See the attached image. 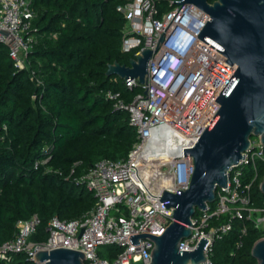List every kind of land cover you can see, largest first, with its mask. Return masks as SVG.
<instances>
[{
  "label": "trees",
  "instance_id": "1",
  "mask_svg": "<svg viewBox=\"0 0 264 264\" xmlns=\"http://www.w3.org/2000/svg\"><path fill=\"white\" fill-rule=\"evenodd\" d=\"M133 1L32 0L34 41L24 68L0 40V245L14 238L19 221L34 215L40 224L31 240L39 243L48 239L53 217L71 221L88 214L97 198L81 178L98 161L127 158L138 140L130 112L107 98L118 92L131 103L144 92L107 75L110 64L129 65L141 49L123 51L128 20L119 8ZM154 1L160 16L170 0ZM256 172L252 205L264 208V160L257 161ZM230 219L232 229L216 237L210 264H257L252 248L264 231L253 219L221 214L208 229ZM106 249L101 254L108 258L122 251ZM9 264L38 263L19 252Z\"/></svg>",
  "mask_w": 264,
  "mask_h": 264
},
{
  "label": "built area",
  "instance_id": "2",
  "mask_svg": "<svg viewBox=\"0 0 264 264\" xmlns=\"http://www.w3.org/2000/svg\"><path fill=\"white\" fill-rule=\"evenodd\" d=\"M159 16L154 0H134L120 7L128 20L123 37V51L150 49L147 82L138 79L126 82L130 88L140 86L143 93L127 103L120 93L110 91L107 98L114 107L130 112L131 124L138 129V140L127 158L98 161L82 178L94 192L97 201L84 217L66 221L53 217L49 222V236L43 242H34L40 219L34 215L17 223L13 239L0 245V260L7 264L14 253L25 252L35 259L39 251L69 248L85 255L84 264H149L155 243L140 238L133 245L130 237L139 234L161 236L174 220V208L161 201L166 191L178 193L187 190L195 171L192 156L140 160L132 166L151 141L150 128L167 124L186 138L200 137L221 108L216 101L237 65L227 63V57L198 36L209 17L192 3H173ZM32 0H0V26L10 32L12 40L0 34V40L10 46V54L19 68L26 66L34 41L30 34L35 13ZM180 10V11H179ZM178 13V14H177ZM176 16V17H175ZM174 19V20H173ZM172 22V23H171ZM169 26V27H168ZM167 29V30H166ZM165 32V33H164ZM164 34V41L159 42ZM148 83V85H147ZM36 98V96H34ZM252 141V140H251ZM253 146L243 153L245 159L233 165L228 172L229 188H220L216 207L200 210L191 221V236L181 241L180 251H193L204 238L211 243L206 251L210 264L213 243L219 234L232 229L231 219L221 226L208 229L213 216L228 214L232 218L253 219L264 230V208L252 205L251 182L243 183L242 169L264 160V145L252 141ZM119 246L122 251L115 258L99 253L101 246Z\"/></svg>",
  "mask_w": 264,
  "mask_h": 264
},
{
  "label": "water",
  "instance_id": "3",
  "mask_svg": "<svg viewBox=\"0 0 264 264\" xmlns=\"http://www.w3.org/2000/svg\"><path fill=\"white\" fill-rule=\"evenodd\" d=\"M173 3L182 6L192 3L209 17L198 37L211 43L213 48L217 47L227 57L226 62L236 64L237 69L216 99L221 108L214 121L200 137L186 138L165 123L150 128L151 141H147L132 166L140 160L147 163L152 159L192 156L195 171L187 190L166 191L161 199L167 208H174V220L165 232L161 236L133 235L130 241L135 246L140 245V238L154 241L149 264H202L209 261L206 256L209 240H201L193 251H180L181 241L192 234V217L198 210H208V205L216 202L218 188L230 187L229 169L246 158L243 153L253 146L251 137L258 136L264 145V0H181ZM0 34L9 37L8 42L12 40L10 32L1 26ZM163 41L164 34L159 42ZM159 47L158 44L157 50ZM156 51L143 49L129 65L116 61L109 65L107 75H116L125 81L138 79L145 84L148 63L152 52ZM260 189L264 194V180ZM252 255L257 264H264V237L255 242ZM84 260L85 255L80 251L57 248L39 251L33 261L84 264Z\"/></svg>",
  "mask_w": 264,
  "mask_h": 264
},
{
  "label": "rangeland",
  "instance_id": "4",
  "mask_svg": "<svg viewBox=\"0 0 264 264\" xmlns=\"http://www.w3.org/2000/svg\"><path fill=\"white\" fill-rule=\"evenodd\" d=\"M251 140L252 141H254V142H256V141H260V139H259V137L258 136H252L251 137ZM249 171V172H248ZM242 172H243V174H242V180L244 179V176L247 174V173H252L251 174V177H250V179H249V181L248 182H251L253 179H254V177L256 176V166L253 164V165H246V166H244L243 167V169H242ZM219 190H220V188L217 190V193L219 192ZM216 203V202H215ZM212 205V204H211ZM199 212H200V210H199ZM264 231V230H263ZM106 248H108V246H101L100 248H99V253H100V255L102 256V257H105V258H108L107 256H103L101 253L102 252H105L107 249Z\"/></svg>",
  "mask_w": 264,
  "mask_h": 264
}]
</instances>
